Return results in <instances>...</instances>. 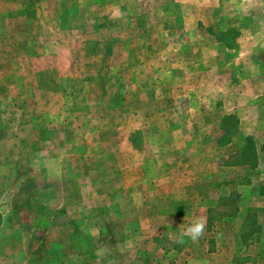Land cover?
Segmentation results:
<instances>
[{
	"label": "rangeland",
	"instance_id": "obj_1",
	"mask_svg": "<svg viewBox=\"0 0 264 264\" xmlns=\"http://www.w3.org/2000/svg\"><path fill=\"white\" fill-rule=\"evenodd\" d=\"M258 71L264 0H0V264H264L206 218Z\"/></svg>",
	"mask_w": 264,
	"mask_h": 264
},
{
	"label": "crops",
	"instance_id": "obj_2",
	"mask_svg": "<svg viewBox=\"0 0 264 264\" xmlns=\"http://www.w3.org/2000/svg\"><path fill=\"white\" fill-rule=\"evenodd\" d=\"M256 75L255 79L245 78L240 82L242 89H246L244 91L255 90L251 91L252 94L248 92L249 94L240 100V108L225 114V116L234 114L237 117L238 128L228 143L218 145L231 146L236 153L239 149H243L248 138H252L257 154L255 164L239 161L222 167L223 170L232 173V180H229L227 187L221 192L223 196L216 200V204L224 209H215L217 206L212 207L208 204L206 218L208 229L211 230L216 216L214 210H222L218 213L221 219L230 217L238 221L234 227H231L233 232H229V234H236V231L241 233L240 245L237 248L250 246L253 250H264V73L258 71ZM249 216L257 218V226L252 231L251 239L247 240V235L242 236V233L247 231L246 221Z\"/></svg>",
	"mask_w": 264,
	"mask_h": 264
},
{
	"label": "trees",
	"instance_id": "obj_3",
	"mask_svg": "<svg viewBox=\"0 0 264 264\" xmlns=\"http://www.w3.org/2000/svg\"><path fill=\"white\" fill-rule=\"evenodd\" d=\"M222 124H229V130H227L228 132L223 134V136L218 140L219 145H225L226 143H228L231 138L232 135L234 133H236L237 128H238V119L234 114H230L227 115L223 118L222 120ZM233 123V125H231ZM225 138V139H224ZM224 139V140H222ZM237 159L236 161H247L250 164H255L256 158H257V154L255 151V146H254V142L252 138H248L247 139V143L245 144V146L243 147V149H239L238 150V155L236 156Z\"/></svg>",
	"mask_w": 264,
	"mask_h": 264
},
{
	"label": "clouds",
	"instance_id": "obj_4",
	"mask_svg": "<svg viewBox=\"0 0 264 264\" xmlns=\"http://www.w3.org/2000/svg\"><path fill=\"white\" fill-rule=\"evenodd\" d=\"M205 227L206 222L204 218L197 217L178 233L177 243L183 244L186 240L191 241L192 243L198 242L204 235ZM98 231V228H93L91 234L97 235Z\"/></svg>",
	"mask_w": 264,
	"mask_h": 264
}]
</instances>
